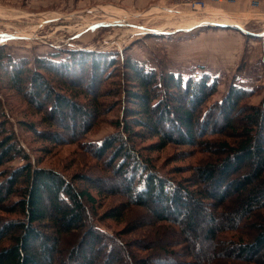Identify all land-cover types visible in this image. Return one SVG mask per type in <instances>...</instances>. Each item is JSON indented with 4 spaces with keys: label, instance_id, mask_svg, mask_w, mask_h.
<instances>
[{
    "label": "trees",
    "instance_id": "1",
    "mask_svg": "<svg viewBox=\"0 0 264 264\" xmlns=\"http://www.w3.org/2000/svg\"><path fill=\"white\" fill-rule=\"evenodd\" d=\"M52 58V54L35 57L34 68L29 69L28 60L12 62L0 46V68L8 71L12 87L32 94V101H46L43 111L51 121L64 109L74 113L87 110L92 118L102 107L97 98L81 104L80 89L74 88L78 84L63 76L75 75L79 69L92 77L91 87L94 82L98 86L120 65V84L109 93H121L129 106L124 107L123 118L112 122L115 133L99 144L82 146L91 147L100 163L108 156V174L120 179L115 183L118 187L108 191L115 194L121 187L124 203L106 217L120 221L127 211L138 207L146 210L152 231L160 233L162 228L173 233L179 237L175 240L178 244L157 241L156 249L163 257L155 258L152 243L144 246L138 236L122 242L95 229L88 218L89 212L97 216L98 202L87 188L79 190L75 178L70 180L56 170L32 165L0 120V168L16 158L24 161L20 167L0 170V264H56L63 244L68 245L65 264H264V97L258 105L249 104L255 92L232 84L219 101L200 108L216 94L217 80L206 74L184 77L174 73L163 66V54H158V71L129 56L118 61L84 50L68 51L59 63ZM45 74L52 75V80ZM53 75L66 89H54ZM212 111L222 117L232 142L204 139ZM39 136L49 142L58 139L57 135ZM145 137L157 139L149 150L174 144L210 154L211 158L199 160L189 178L174 184L155 170L151 158L141 151L144 147L137 148V139ZM92 188L99 193V187ZM232 195L238 199L231 209ZM244 225L247 231L242 230ZM126 233L131 232L121 234ZM191 236H202L216 247L201 251ZM178 246L185 261L175 260L180 252L174 247ZM219 258L227 262L219 263Z\"/></svg>",
    "mask_w": 264,
    "mask_h": 264
},
{
    "label": "rangeland",
    "instance_id": "2",
    "mask_svg": "<svg viewBox=\"0 0 264 264\" xmlns=\"http://www.w3.org/2000/svg\"><path fill=\"white\" fill-rule=\"evenodd\" d=\"M5 1L7 0H0L1 4ZM51 1L55 2L56 0H49L50 3ZM175 1L176 0H170V8L177 4ZM230 1L232 0H222V2L219 3L217 0H211V2L221 4L222 6ZM186 2H188V6H184L181 9H179L180 6L174 8L176 13L177 10L181 12L179 14H172L173 11L170 9L159 11V13L155 10L156 13L154 14L147 13L148 10L140 12L139 10L134 9L131 14L130 12H124L119 9L103 11L95 7L89 8L88 10H82L81 12L69 13L67 16V34H69L70 38L72 37L70 39V48L63 51L60 49H52L51 51L56 52L52 54V61L59 63L60 61L65 60L68 51L84 50L98 54H107L110 58L117 59L118 61H120L123 56H129L133 60L145 64L147 68L158 71V54H163L161 51L162 48L157 46L158 43L153 37L144 36L136 32V28L141 29V27L144 26L147 29H155L164 26H178L184 28L194 24V22L196 23V19L207 18L210 21H221L222 16L225 15L221 9H218L221 6L216 5L217 9H211L206 8L204 3L203 7H198L196 5L194 8L193 4L194 2H197V0H186ZM4 4L9 3L5 2ZM14 4L15 7L18 8L36 11L37 7H43V5H46L47 3L45 0H15ZM64 4L65 6L63 8L68 12L92 5L91 0H89V2H87V0H65ZM54 5L58 6L59 4ZM253 6H255L254 8H257L258 4H253ZM50 9L55 8L52 6L38 9V12L35 13V23H32L31 27L35 26V24L39 25V20H43L44 17L49 16L48 11ZM16 15H18V13L8 10L6 12H0V29L12 30L11 28L28 27L24 22H21L20 24V22L17 21V19L20 20V18L16 17ZM230 17H232L231 19H233V21H238L235 15ZM94 22H103L104 24L109 25L99 26L94 30L88 29V26ZM116 23L119 25H113ZM251 23L252 22H249L248 24ZM31 27H28L30 30V33L27 32L28 34H31ZM21 29L23 30V28ZM64 34L67 35L66 33ZM76 34H81V36L80 38L73 40V36ZM38 35V37L41 38V41L46 44L44 39L46 36L43 35V33H39ZM232 41L235 42L236 40L233 39ZM78 44L86 48L76 47L75 45ZM53 45L56 46L57 44L53 43ZM146 46H148L149 49H147ZM5 52L11 58L10 61L16 62L20 60L12 58L10 50L6 49ZM142 57H145V62L140 61ZM33 58L35 57L32 56L30 59L23 58L24 60H28L29 69L34 68L32 63ZM146 59L148 60V65H146ZM6 61L7 59L3 60L2 63ZM164 64L166 68L169 69L166 56L163 66ZM114 71L115 73H112V77L109 80L102 82V84L98 86L96 85L98 82H94L92 87L90 86L92 77L88 72L83 73L78 69L75 70V75L70 74L63 76V78L65 77V79L78 84V86L75 85L76 87L74 88L78 91L80 89L79 92L81 96L79 97V101L81 104L86 105L89 103L90 98H97L102 107L98 115L95 117L92 116V118L89 117V112L87 110L74 113L69 109H64L61 113L62 115H54V118L51 121L45 116L43 111L44 103H46V101L42 99H39V101H32V94H26L27 91L25 92V90L19 91L18 89H14L8 78V71L0 68V120L4 122L5 129L14 134V137L28 156L32 165L38 164V167L56 170L70 180L71 178H75L74 182L79 190L87 188L98 202L95 212L97 216L94 217V214L89 212L88 218L89 222L94 225L95 229L107 236L116 237L122 240V242H126L128 239L138 236V239L144 246H148V244L152 243L151 247L153 249L152 252L154 257L161 258L163 257L161 256L163 252L156 249L158 246L157 241L162 239L164 242H170V245H175L178 244L175 240H177L176 238L179 239V237L174 236L175 234L173 233H165L166 231H162V228L160 229V233L156 230L152 231L154 228L150 227L151 222L147 221L149 219L146 210H142L138 207L131 208L127 211L120 221L107 218L106 214H109L112 211H117L119 206L124 203V193L121 187L118 190L119 192H117L119 194H111L110 191H108V189L116 188V186L118 187L115 183L120 179L119 177L111 176V173L108 174V167L106 165L108 156L101 159L100 163L96 159V156L93 155L94 153L91 147L87 148V146H82L85 144H99L103 138L115 133L116 128L112 122L123 118L124 107L129 106L128 102L123 99L121 93L118 95H114L115 93H109L110 89L113 88V86L115 87V84L116 86L120 84L121 80L118 73L121 72L120 65H118L112 72ZM189 74L198 75L196 72ZM45 76L49 79L52 77L50 74H45ZM53 77L55 78L54 81H52L54 89L57 91H63L66 89L64 86L57 84L56 76L53 75ZM218 92L219 88L217 85L216 94L200 108L207 106L209 102L219 101L222 97H220ZM45 94L47 93L45 92L44 95ZM263 97L264 87H262V92L254 94L252 98L248 100V103L258 105ZM237 116L238 115L236 114L235 117ZM208 120L211 121V124L207 127V134L204 139L214 142L218 140L232 142L231 132L229 130H224L222 126V117L218 115L217 111H212L207 117V122ZM82 129H84V132ZM197 130H200L199 127H196V131ZM42 133H44L45 136L57 135L58 139L54 142L45 141L39 136ZM156 141L157 139L155 137H145L142 141L137 139V148L144 147L145 150L141 151L143 154L148 155L151 158L155 170H157L161 176L171 179L174 184H178L183 182L186 178H189L191 176V169L193 166L197 165L199 160L211 158L210 154H200L191 147L174 144H168L161 150H149V146ZM22 164H24V161L20 158H16L10 163L2 165L0 170L2 168L12 169L20 167ZM106 176H108V179L103 182V177ZM81 177L84 179L78 181ZM90 181L92 184H90ZM94 185L100 188L99 193L92 188ZM237 199V195H232L228 208H234L237 205ZM45 203L47 205V202ZM178 212L179 215L182 214L180 211ZM171 213H173L172 210ZM3 216L11 215L5 214ZM202 219H204V216H202ZM204 222L206 223V221ZM247 229L246 225L242 227V230L247 231ZM128 230H130L131 233H126L127 235L121 234L124 231L128 232ZM174 231L177 232L176 230ZM142 236H144L145 239H143ZM191 237V241H197L199 243L201 251L204 250L209 252L216 247L214 243L209 245L208 242H205L202 236L198 238L194 236ZM193 242L191 243L192 247L195 245ZM63 247V250L59 251V257L56 258V264H65L64 259L66 257V247H68V245L65 246V244H63ZM174 250L180 252L182 247H174ZM184 258V253L180 252L179 255L175 257V260L179 262ZM217 261H219V263L227 262V260L223 258H219Z\"/></svg>",
    "mask_w": 264,
    "mask_h": 264
},
{
    "label": "crops",
    "instance_id": "3",
    "mask_svg": "<svg viewBox=\"0 0 264 264\" xmlns=\"http://www.w3.org/2000/svg\"><path fill=\"white\" fill-rule=\"evenodd\" d=\"M134 1L91 0L92 5L89 7L68 12L63 8L65 0L51 1V3L49 0H45L47 4L43 7L54 6L55 9H50L48 11L49 16L39 20L38 23L40 24H35L33 27L31 26L32 23H35V13L43 7H37L36 11H30L15 7V0L5 1L9 4H4L5 2L1 4L0 2V12L7 10L16 12L18 13L16 17L20 18L17 21L20 24L24 22L27 24L26 26L31 27V34L27 33L30 31L28 27L11 28L12 30L0 29V46L2 45L5 51L6 49L10 50L12 58L30 59L32 56L43 58L56 53L51 51L52 49L63 51L70 48L72 37L70 38L67 34V16L69 13L81 12L95 7L103 11L119 9L131 14L134 9L140 12L148 10L147 13L149 14L156 13L155 10L159 13V11L170 9L174 14L176 13L175 7L180 6L179 9H181L188 6L186 0H176L177 4L171 8L169 7L170 0H136L135 4ZM199 1L201 0H197V2ZM202 1H204L206 8L217 9L216 5L221 6L218 9H221L225 14L221 19H229L232 23H209L213 20L202 18L196 19L195 24L184 28L164 26L147 29L144 26L141 27L142 30H145L142 35L151 36L157 41V46L162 48L161 51L166 56L170 71L180 73L184 77L189 76V73L196 72L198 75L206 74L210 79L217 80L220 97L225 95L228 87L232 84L259 94L264 87V0H232L223 6L211 2V0ZM54 4L59 5L55 6ZM253 4H258L257 8H254ZM179 13L181 12L177 10L176 14ZM232 15H235L238 21H233L230 17ZM249 22L252 23L248 24ZM101 23L94 22L88 26V29L94 30L99 26L109 25ZM39 33L46 36L44 37L46 44L38 37ZM80 36L81 34H76L73 36V40L80 38ZM233 39L236 41L233 42ZM53 43L57 45L54 46ZM75 46L84 47L80 44ZM146 47L149 49L148 46ZM140 61L145 62V57H142ZM147 61L146 59V65H148Z\"/></svg>",
    "mask_w": 264,
    "mask_h": 264
},
{
    "label": "bare ground",
    "instance_id": "4",
    "mask_svg": "<svg viewBox=\"0 0 264 264\" xmlns=\"http://www.w3.org/2000/svg\"><path fill=\"white\" fill-rule=\"evenodd\" d=\"M212 22H214V23H232V21H230L229 19H226V18H224V19H221V21H215V20H213ZM233 23H235V22H233ZM194 24H195V22H194ZM136 30V32H138V33H140V34H144V31L145 30H142V29H140V28H136L135 29Z\"/></svg>",
    "mask_w": 264,
    "mask_h": 264
},
{
    "label": "built area",
    "instance_id": "5",
    "mask_svg": "<svg viewBox=\"0 0 264 264\" xmlns=\"http://www.w3.org/2000/svg\"><path fill=\"white\" fill-rule=\"evenodd\" d=\"M217 1L222 2V0H217ZM196 5H197L198 7H203V6H204V2H203V1H200V2H198V3H197V2H194L193 7L195 8Z\"/></svg>",
    "mask_w": 264,
    "mask_h": 264
}]
</instances>
